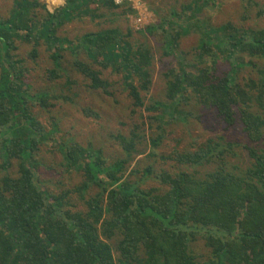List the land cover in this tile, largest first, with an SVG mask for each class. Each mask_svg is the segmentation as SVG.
Wrapping results in <instances>:
<instances>
[{
	"label": "trees",
	"instance_id": "16d2710c",
	"mask_svg": "<svg viewBox=\"0 0 264 264\" xmlns=\"http://www.w3.org/2000/svg\"><path fill=\"white\" fill-rule=\"evenodd\" d=\"M213 1L194 0L165 17L155 12L158 21L142 26L144 39L134 43L110 30L77 41L58 36L65 22L100 17L97 5L123 7L114 0H66L54 12L37 0H14L9 17H0V264H264V64L254 65L255 76L240 81L238 75L252 59L264 62V28L207 25L203 9ZM241 2L244 18L255 8L264 19V3ZM194 30L198 45L181 51L180 40ZM149 35L179 61L165 73L166 102L147 106L168 107L170 117L165 119L164 111V117L154 119L187 122L191 113L183 104L197 102L213 110L226 129L240 124L247 142L211 137L198 148L163 156L180 164L174 171L156 173L149 165L133 180L141 172L129 165L139 153L137 134L116 136L124 156L110 162L102 148L58 136V122L47 129L34 108L48 112L59 100H74L66 92L77 82L69 66L92 89L112 93V83L95 65L122 71L134 106L143 107L141 91L152 85L146 75L154 60ZM19 40L32 43L28 57L34 62L45 40L52 61L49 83L66 79L59 92L32 89L27 82L31 69L15 55ZM68 50L74 54L69 65ZM85 53L93 62L84 61ZM221 58L230 65L224 73L218 72ZM133 72L144 77L136 83ZM83 111L98 116L89 107ZM44 144L61 155L63 167L81 173L73 191L53 194L41 183L37 156ZM239 146L250 159L240 169L228 164ZM150 178L158 186L143 188ZM71 193L84 201L83 209L70 200Z\"/></svg>",
	"mask_w": 264,
	"mask_h": 264
},
{
	"label": "rangeland",
	"instance_id": "374dc122",
	"mask_svg": "<svg viewBox=\"0 0 264 264\" xmlns=\"http://www.w3.org/2000/svg\"><path fill=\"white\" fill-rule=\"evenodd\" d=\"M33 1V0H32ZM44 4L48 11L54 12L57 8L63 7L66 0H37ZM120 5L122 8L108 10L100 7V17L94 19H74L65 22L58 29V36L67 37L70 40L77 41L87 33L110 30L114 34L119 33L129 39L131 43L143 41L139 33L142 30L136 23V18L141 13L149 15L150 23L157 20L155 12H160L164 17L171 13L173 9L182 12L183 6L194 0H154L151 3L143 0H134V2H125ZM264 3V0H256ZM141 2L140 8L135 9V3ZM133 3V4H132ZM14 0H0V17L8 18L13 8ZM154 8V9H153ZM44 14V9H38ZM130 10V11H129ZM154 10V11H153ZM204 17L207 25L219 26L232 22L244 28H264V19H261L255 8L250 13V17L244 18V8L241 0H214L204 6ZM140 27V28H138ZM132 35L129 38L128 35ZM199 33L195 30L180 40L181 51L187 52L196 47L199 43ZM154 53V60L150 65L146 75L151 78L152 85L149 91H141L144 106L135 107L129 92L124 85V73L117 71L115 66L102 69L101 66L95 65L94 68L102 71V77L107 78L111 83L112 93H105L101 90L92 89L89 81L85 80L83 75L74 67L69 66L70 75L77 82L73 84L72 91H66L72 96L73 101L59 100L56 105L51 107L48 112L35 106L34 111L40 117L42 123L51 129L54 122H58V136L64 140H73L84 146L92 145L102 148L107 161H113L117 157L124 156V151L117 139V135H124L127 138L133 133L139 136L138 152L134 154L131 161L130 170L136 168L140 173H136L132 179L139 180L144 168L153 165L154 171L160 173L163 169L174 171L176 166H180L175 160H163V156H174L177 151H185L188 148L196 147L211 137L223 136L226 140H237L246 143V137L242 133V126L237 124L234 128L226 129L225 124L218 119L216 120L215 112L209 108H204L201 104L194 102L184 106L183 109L191 113L187 122L165 124L154 119L155 116H162L165 112V119L170 117L168 107L160 106L157 109H149L147 106L154 104L156 101L166 102V79L165 73L172 65H178V59L174 55H167L163 52L161 45L157 43L152 35L148 40ZM17 50L15 55L26 60L31 72L28 74L27 82L34 91H40L47 88L49 91H60L66 79L51 84L48 79V69L52 67L50 50L45 40L41 41L39 46V57L35 62L28 57L31 51L32 43L29 41L19 40L16 42ZM71 50L66 52L68 65L73 63ZM77 58L81 59V51L77 53ZM85 62H93L87 53L82 55ZM247 62V60H245ZM253 64L245 65L240 69L239 78L244 80L245 77L255 76L254 65H263L264 62L258 59H252ZM50 67V68H49ZM218 72L224 73L230 65L221 58L217 63ZM131 80L138 83L144 75H138L133 72ZM57 92V93H58ZM62 92V91H61ZM60 92V93H61ZM89 107L97 113L96 116H87L83 108ZM161 136L160 143L154 144L153 139ZM51 145V144H50ZM238 155L229 159V165L232 167L245 168L249 163L247 151L242 146L236 147ZM41 163L37 175L41 183L44 181L45 187L53 194H59L67 190H74L82 181L80 172L63 167L61 155L55 153L52 146L42 145L37 156ZM1 161V159H0ZM207 169H205L206 171ZM158 186V182L150 178L143 181V188ZM70 200L76 207L83 209L84 201L78 194L71 193ZM115 258H118L115 253ZM119 262V261H118ZM120 264V263H119Z\"/></svg>",
	"mask_w": 264,
	"mask_h": 264
},
{
	"label": "built area",
	"instance_id": "2783aa9c",
	"mask_svg": "<svg viewBox=\"0 0 264 264\" xmlns=\"http://www.w3.org/2000/svg\"><path fill=\"white\" fill-rule=\"evenodd\" d=\"M114 2L117 4V5H122V3L124 2V0H114ZM125 2H127V3H130V2H134V0H126ZM141 2H138V3H135V6H134V8L135 9H144V8H140V4ZM133 4V3H132ZM150 22V20H149V15H147V14H144V13H141L140 11H139V14H138V16H137V18H136V23H137V25L138 26H140V27H142V26H144V25H146V24H148ZM140 27H138V28H140Z\"/></svg>",
	"mask_w": 264,
	"mask_h": 264
},
{
	"label": "bare ground",
	"instance_id": "6f19581e",
	"mask_svg": "<svg viewBox=\"0 0 264 264\" xmlns=\"http://www.w3.org/2000/svg\"><path fill=\"white\" fill-rule=\"evenodd\" d=\"M57 1V0H56ZM63 1V0H62Z\"/></svg>",
	"mask_w": 264,
	"mask_h": 264
}]
</instances>
